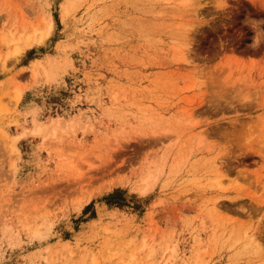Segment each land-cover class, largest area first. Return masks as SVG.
Masks as SVG:
<instances>
[{
  "label": "rangeland",
  "instance_id": "1",
  "mask_svg": "<svg viewBox=\"0 0 264 264\" xmlns=\"http://www.w3.org/2000/svg\"><path fill=\"white\" fill-rule=\"evenodd\" d=\"M181 1L0 0V264H264V0Z\"/></svg>",
  "mask_w": 264,
  "mask_h": 264
},
{
  "label": "bare ground",
  "instance_id": "2",
  "mask_svg": "<svg viewBox=\"0 0 264 264\" xmlns=\"http://www.w3.org/2000/svg\"><path fill=\"white\" fill-rule=\"evenodd\" d=\"M181 3H183L184 5H193L194 3H195V0H182L181 1ZM184 33V32H183ZM9 35V34H8ZM14 35V34H13ZM8 41V40H7ZM21 50H20V46H19V48H16L15 49V52L16 53H18V52H20ZM183 53V52H182ZM20 54V53H19ZM5 65V64H4ZM211 161V160H210ZM214 161H215V159H214ZM206 162H208V159H207V161ZM212 162H213V160H212ZM210 163V162H209ZM216 163V162H215ZM215 163H214V165H215ZM216 166V165H215ZM219 181V180H218ZM247 235H249V234H247ZM250 235H251V233H250ZM246 237V236H245ZM250 238H252V237H250ZM253 238H254V236H253ZM256 238V237H255ZM246 240V239H245ZM250 241V240H249ZM259 241V240H258ZM252 243H254V242H256L255 241V239L253 240V241H251ZM247 244V243H246ZM251 244V243H250ZM260 245V244H259ZM251 246V245H250ZM253 246V245H252ZM246 248V247H245ZM248 249H249V247H247ZM247 249V250H248ZM253 249H255V248H253ZM257 249H258V247H257ZM256 249V250H257ZM258 251V250H257Z\"/></svg>",
  "mask_w": 264,
  "mask_h": 264
}]
</instances>
